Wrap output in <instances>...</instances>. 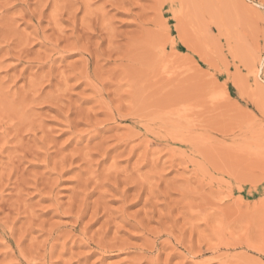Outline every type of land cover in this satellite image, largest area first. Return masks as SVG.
Masks as SVG:
<instances>
[{
	"label": "rangeland",
	"instance_id": "1",
	"mask_svg": "<svg viewBox=\"0 0 264 264\" xmlns=\"http://www.w3.org/2000/svg\"><path fill=\"white\" fill-rule=\"evenodd\" d=\"M0 264H264V0H0Z\"/></svg>",
	"mask_w": 264,
	"mask_h": 264
},
{
	"label": "bare ground",
	"instance_id": "2",
	"mask_svg": "<svg viewBox=\"0 0 264 264\" xmlns=\"http://www.w3.org/2000/svg\"><path fill=\"white\" fill-rule=\"evenodd\" d=\"M140 192H138L137 194H135V197L134 198H136V197H138L139 196V200H140V195H138ZM138 199V198H137ZM138 201V200H137ZM154 211V210H153ZM147 212V211H146ZM150 212V211H149ZM122 215V214H121ZM124 216V215H123ZM123 216H122V218H123ZM147 216V215H146ZM152 216V215H151ZM135 217V216H134ZM145 218V217H144ZM149 218V217H148ZM143 219V218H142ZM147 219V218H146ZM106 220V219H105ZM129 220V219H128ZM111 221V220H110ZM127 221V220H126ZM130 221V220H129ZM111 222H113V221H111ZM124 222V221H123ZM131 222V221H130ZM143 222V221H142ZM127 223H128V221H127ZM126 223V224H127ZM140 223V222H139ZM114 224V223H113ZM135 224V223H134ZM112 225V224H111ZM110 225V226H111ZM129 225V224H128ZM136 225H138V224H136ZM139 226V225H138ZM103 227H104V230H108V221L106 220V221H104L103 222ZM110 228V227H109Z\"/></svg>",
	"mask_w": 264,
	"mask_h": 264
}]
</instances>
